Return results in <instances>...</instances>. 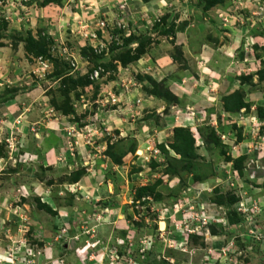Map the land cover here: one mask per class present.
Returning a JSON list of instances; mask_svg holds the SVG:
<instances>
[{"label":"rangeland","instance_id":"1","mask_svg":"<svg viewBox=\"0 0 264 264\" xmlns=\"http://www.w3.org/2000/svg\"><path fill=\"white\" fill-rule=\"evenodd\" d=\"M260 110L264 0H0V264H264Z\"/></svg>","mask_w":264,"mask_h":264},{"label":"trees","instance_id":"2","mask_svg":"<svg viewBox=\"0 0 264 264\" xmlns=\"http://www.w3.org/2000/svg\"><path fill=\"white\" fill-rule=\"evenodd\" d=\"M259 113H260V116L262 117V118H264V113H263V111L262 110H260L259 111ZM177 129V128H176ZM180 129V128H179ZM188 137H187V147H186V150L184 151V154H182L183 156H187V157H189V156H191V150H192V148H193V139H192V137H191V135L190 134H188L187 135Z\"/></svg>","mask_w":264,"mask_h":264},{"label":"built area","instance_id":"3","mask_svg":"<svg viewBox=\"0 0 264 264\" xmlns=\"http://www.w3.org/2000/svg\"><path fill=\"white\" fill-rule=\"evenodd\" d=\"M97 74H98V71H96L94 75L97 77ZM95 76H94V77H95Z\"/></svg>","mask_w":264,"mask_h":264}]
</instances>
